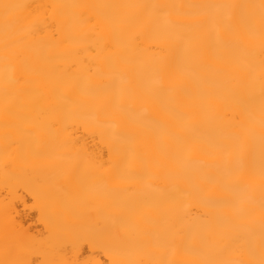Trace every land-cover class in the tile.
<instances>
[{
    "label": "bare ground",
    "instance_id": "obj_1",
    "mask_svg": "<svg viewBox=\"0 0 264 264\" xmlns=\"http://www.w3.org/2000/svg\"><path fill=\"white\" fill-rule=\"evenodd\" d=\"M0 264H264V0H0Z\"/></svg>",
    "mask_w": 264,
    "mask_h": 264
}]
</instances>
